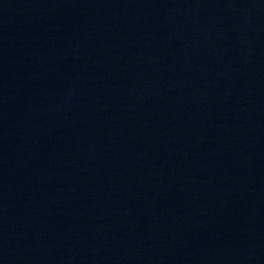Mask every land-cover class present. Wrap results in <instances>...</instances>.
Wrapping results in <instances>:
<instances>
[{
	"label": "water",
	"instance_id": "obj_1",
	"mask_svg": "<svg viewBox=\"0 0 264 264\" xmlns=\"http://www.w3.org/2000/svg\"><path fill=\"white\" fill-rule=\"evenodd\" d=\"M0 264H264V0H0Z\"/></svg>",
	"mask_w": 264,
	"mask_h": 264
}]
</instances>
